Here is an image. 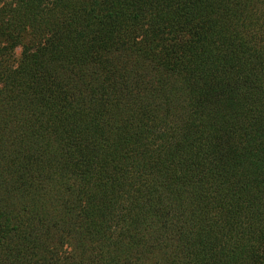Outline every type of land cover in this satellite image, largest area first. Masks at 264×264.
Segmentation results:
<instances>
[{"label":"trees","instance_id":"1","mask_svg":"<svg viewBox=\"0 0 264 264\" xmlns=\"http://www.w3.org/2000/svg\"><path fill=\"white\" fill-rule=\"evenodd\" d=\"M0 264H264V0H0Z\"/></svg>","mask_w":264,"mask_h":264}]
</instances>
